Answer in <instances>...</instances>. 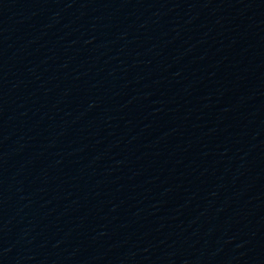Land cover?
Masks as SVG:
<instances>
[{
  "label": "water",
  "instance_id": "1",
  "mask_svg": "<svg viewBox=\"0 0 264 264\" xmlns=\"http://www.w3.org/2000/svg\"><path fill=\"white\" fill-rule=\"evenodd\" d=\"M143 264H264V12Z\"/></svg>",
  "mask_w": 264,
  "mask_h": 264
}]
</instances>
